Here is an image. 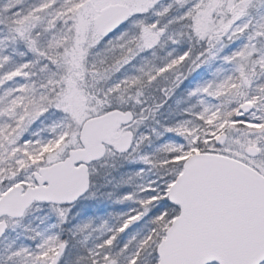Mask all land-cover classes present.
I'll return each mask as SVG.
<instances>
[{
    "label": "snow or ice",
    "instance_id": "obj_1",
    "mask_svg": "<svg viewBox=\"0 0 264 264\" xmlns=\"http://www.w3.org/2000/svg\"><path fill=\"white\" fill-rule=\"evenodd\" d=\"M0 264H264V0H0Z\"/></svg>",
    "mask_w": 264,
    "mask_h": 264
}]
</instances>
